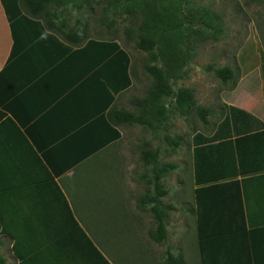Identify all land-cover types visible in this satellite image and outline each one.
Instances as JSON below:
<instances>
[{
    "label": "trees",
    "instance_id": "1",
    "mask_svg": "<svg viewBox=\"0 0 264 264\" xmlns=\"http://www.w3.org/2000/svg\"><path fill=\"white\" fill-rule=\"evenodd\" d=\"M1 1L9 22L18 29L33 27L35 31L41 29L43 24L71 45L80 46V49L100 50V58L105 62L98 73L104 75L100 79L107 88V103L101 114L106 113L108 123L110 121L114 126L139 124L155 131L165 128L172 114L186 115L194 111L204 120L209 115V108L197 102L192 88H176L175 84L188 77L189 65L196 56L197 48L208 41L218 40L223 31L222 14L210 6L198 4L194 0ZM96 8L102 9L98 19L101 25L104 23L111 28L116 18L128 22L129 34L138 36L137 47L148 53L149 62L145 64V69L151 75L152 83L146 96L132 99L135 110L112 106L116 96L132 86L134 68L129 51L122 47L116 37L103 39L89 35L88 17L93 16ZM85 14L86 20H83L81 16ZM71 19L75 20L73 25H69ZM59 44L60 47L64 46L62 41ZM262 69L264 71V56ZM214 70L224 81L236 76L235 70L229 66ZM225 107V116L212 133L197 131L192 136L194 194L197 203L193 211L199 220L203 264H247L246 261L250 264H262V238L259 235L262 228H247V217H251L245 213L244 201L247 204L253 201L247 192L250 184L264 179V119L234 104H226ZM6 114L7 110L0 96V222H3L5 215L2 206H7L16 226L33 250L20 264H75L77 261L87 264L89 260L81 253V249L87 246L100 260H105V264H111L94 246L76 219L66 195L52 177L47 185L41 184L38 179L33 184L12 181L8 168L11 157L17 161L25 158L18 154V149L15 156L5 150L2 133L10 122V117ZM144 145L146 149L142 151L141 158L146 165L153 164L155 167L153 177L148 180L153 183L155 190L156 205L153 209L157 228L153 236L156 241L163 242L168 238V214L161 204L162 197L169 193L163 179L170 168L175 166L170 163L159 166V148H153L148 141ZM10 189L20 199L19 202L22 205L27 203L29 212H33L31 215L27 214V218L18 216L15 208L14 211L9 208L7 191ZM27 194L31 197L26 202L22 201ZM35 204L39 209L44 207V210L38 211ZM172 208L173 206L170 207ZM38 212L45 219L43 224L46 230L43 232L33 231V223L29 227L33 219H41ZM251 220L262 221V217L255 216ZM40 226L43 228L42 224ZM219 227L223 228L221 232ZM42 234L44 238L40 240L39 236ZM2 236L10 237L7 234ZM224 236L226 237L223 238ZM227 240L228 243H224ZM210 241L224 242L211 249L207 257L205 250ZM6 244L1 238L0 264H7V258L1 250ZM224 245L229 247L228 256L224 255L227 253ZM97 263L98 261L94 262ZM166 264L186 262L182 256L169 252Z\"/></svg>",
    "mask_w": 264,
    "mask_h": 264
},
{
    "label": "crops",
    "instance_id": "2",
    "mask_svg": "<svg viewBox=\"0 0 264 264\" xmlns=\"http://www.w3.org/2000/svg\"><path fill=\"white\" fill-rule=\"evenodd\" d=\"M60 41L64 43V46L60 47ZM100 55L101 52L98 49H80V46L71 45L43 24L41 29L35 31L33 27H28L26 30L23 27L18 29L14 24L12 26L0 0V86L2 91L0 96L7 110L6 115L10 117V122L3 130L2 140L5 142L3 145L7 153L15 156L18 149V154L25 158L17 161L11 157L12 161L10 160L8 164L9 176L14 183L19 181L21 184H33L38 179L41 180V184L47 185L53 178L66 195L76 219L87 232L94 246L111 264H122L109 250L107 243L110 241L91 227L88 215L89 203H80L89 199L75 190L76 177L82 173L78 171L82 165L89 168V162H100V157L104 155L102 153L112 144L129 146L124 140L126 125L114 126L110 121L108 123L106 113L101 114L107 103V88L100 79L104 78V75L101 72L98 73L105 62L104 59L101 60ZM123 92L116 96L112 103L113 107H123ZM108 154L110 156V152ZM137 166L136 162L131 161V167ZM134 177L137 175L134 174ZM256 181L257 183L253 182L255 184H250L247 188L253 201H249L251 205L244 201V209L251 219L255 216L262 217V221L253 220L252 222L245 215L247 228L250 230L262 228V231H259L262 235H259L262 238V264H264V193H262L264 179ZM149 185L152 190L148 193L145 202L134 193L135 197L132 198L134 210L131 217L135 218V223L142 227L143 239L149 245L148 248L159 253V259L156 260L154 256L152 264H166L169 252L182 256L186 264H203L204 254L199 243V220L193 211L197 205L195 194L189 203L187 199L182 200L186 208L184 214L180 213L179 204L168 198L172 197L171 194L162 197L161 207L168 214L166 218L168 238L158 242L153 236L157 228L153 209L156 205L155 194L153 183ZM132 186H136L135 183H132ZM7 195L10 202L9 208L13 211L15 208L18 216L27 218V214L33 213L29 212L27 203L22 205L19 202L20 199L16 198L11 189L7 191ZM103 196L104 194L99 197V200ZM24 197L21 200L26 202L31 195L27 194ZM175 200L180 202L181 199ZM172 206L173 208L170 209ZM35 207L38 211L44 210V207L39 209L36 204ZM2 210L5 215L3 222H0V228L3 234L12 237H9L12 240V255L19 264L33 250L16 224L20 236L12 235L16 230L12 225L8 228L6 221L16 222L7 206H2ZM185 214L194 215L192 225L189 224ZM39 216L41 219L38 221L33 219L29 227L31 228L33 223V231L43 232L46 230L43 224L45 219L41 214ZM41 224L43 228H40ZM186 227L189 229L187 232ZM193 229L195 230L194 240L190 249H187ZM211 229L210 227L209 230ZM222 229L219 227V232ZM39 237L40 240L43 239L44 234ZM22 239L27 242L25 250L18 245V241ZM223 242H208L205 256L208 257L211 249L217 248L219 243ZM224 243L227 244L228 240ZM223 248L227 252L224 255L228 256L229 247L224 245ZM81 253L89 260L87 264H94L95 261H98L97 264H105V260H100L89 246L81 249ZM9 263L7 259V264ZM246 263L250 264L249 261ZM75 264H83V262L77 261Z\"/></svg>",
    "mask_w": 264,
    "mask_h": 264
},
{
    "label": "rangeland",
    "instance_id": "3",
    "mask_svg": "<svg viewBox=\"0 0 264 264\" xmlns=\"http://www.w3.org/2000/svg\"><path fill=\"white\" fill-rule=\"evenodd\" d=\"M194 1L218 11L224 20L219 39L203 43L197 48L196 56L189 65L188 77L175 84L176 88L185 86L194 90L197 102L210 110L206 120L193 111L186 115L172 114L166 122L167 126L155 131L139 124H125L124 140L129 146L112 144L102 153L104 155L100 157V162H89V168L82 165L78 170L82 173L76 177V192L89 199L80 203H89L91 227L110 241L107 243L109 250L122 264H152L154 256L156 260L159 259V253L148 248L149 245L144 241L142 227L131 217L134 210L132 198L136 194L145 202L150 186L148 180L155 173L154 165H146L141 158L142 151L146 149L145 141L150 142L153 148H159V166L166 163L175 166L170 168L164 183L169 190L168 194L172 196L168 198L179 204L180 213L184 214L186 208L182 200L187 199L188 203L192 201L195 187L193 134L197 131L212 133L225 116L226 104L237 105L264 119V0ZM101 14L102 9L96 8L93 16L88 17L89 35L103 39L116 37L122 47L129 51L134 68L133 84L123 92L122 106L135 110L132 99L146 96L152 83V77L145 69V64L149 62L148 53L137 47L138 36L129 34L128 22L116 18L114 25L109 28L107 24H99ZM81 17L86 20V14ZM74 23V19L69 21V25ZM224 66L235 70V78L224 81L215 74L214 68ZM107 152H110V156ZM131 161L136 162L138 166L131 167ZM134 174L137 177H134ZM132 183L136 186H132ZM102 194L104 196L99 200ZM175 199L181 200L178 202ZM186 215L192 225L194 215ZM11 225L16 230L12 235L19 237L15 223L6 221L7 227ZM188 230L186 227V232ZM191 234L187 249H190L194 240V229ZM2 235L0 228V239L7 243L1 249L3 254L9 264H18L12 255V240ZM144 236L146 237V234ZM26 241H18L23 250L27 248Z\"/></svg>",
    "mask_w": 264,
    "mask_h": 264
}]
</instances>
